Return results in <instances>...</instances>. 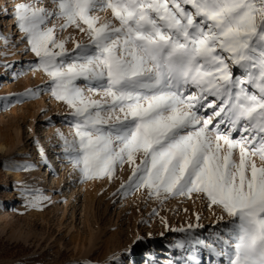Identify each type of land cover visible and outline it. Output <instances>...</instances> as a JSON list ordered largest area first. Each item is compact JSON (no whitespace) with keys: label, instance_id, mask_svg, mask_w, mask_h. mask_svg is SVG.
Returning a JSON list of instances; mask_svg holds the SVG:
<instances>
[{"label":"snow or ice","instance_id":"6c2138e0","mask_svg":"<svg viewBox=\"0 0 264 264\" xmlns=\"http://www.w3.org/2000/svg\"><path fill=\"white\" fill-rule=\"evenodd\" d=\"M51 3H16L12 18L37 58L30 70L48 77L24 97L46 88L69 109L72 138L60 135L67 161L85 180H111L127 165L121 190L196 193L220 210L209 237L196 232L198 215L170 229L185 233L175 248L186 258L169 264H203L202 255L208 264H264V0ZM107 10L110 19L94 15ZM54 18L87 42L69 37V52L56 25L47 27ZM19 194L29 206L45 199Z\"/></svg>","mask_w":264,"mask_h":264},{"label":"rangeland","instance_id":"374dc122","mask_svg":"<svg viewBox=\"0 0 264 264\" xmlns=\"http://www.w3.org/2000/svg\"><path fill=\"white\" fill-rule=\"evenodd\" d=\"M20 2L28 0H0V37L7 38V43L0 39V264H169L185 259L186 254L175 248L185 233L170 229L195 224L198 215L203 227L196 232L209 237L222 213L196 193L165 199L149 196L146 189L121 190L131 174L127 165L117 166L111 180L82 178L63 155L60 135L72 138L67 105L46 88L24 97L27 90L46 85L48 77L30 70L29 62L37 58L25 51L26 42H20L12 18ZM42 6L54 8L51 0H42ZM94 15L101 21L111 18L110 10ZM61 23L54 18L47 27L56 25V38L67 39L69 52L74 47L69 37L87 42L75 28L61 31ZM15 158L28 164L12 174L6 162ZM21 188L45 199L29 206L19 194ZM229 219L225 215L219 225ZM208 259L202 255L203 264Z\"/></svg>","mask_w":264,"mask_h":264},{"label":"bare ground","instance_id":"6f19581e","mask_svg":"<svg viewBox=\"0 0 264 264\" xmlns=\"http://www.w3.org/2000/svg\"><path fill=\"white\" fill-rule=\"evenodd\" d=\"M13 57V56H12ZM15 57V56H14ZM14 57L12 58V59H14ZM12 61V60H11ZM44 144V143H43ZM42 144V145H43ZM41 145V146H42ZM40 146V145H39ZM47 148H48V146H47ZM47 148H45V149H47ZM48 149H50V148H48ZM47 149V150H48ZM51 150V149H50ZM50 150H48V151H50ZM44 152H45V150H44ZM47 152V151H46ZM49 153V152H48ZM34 156V155H33ZM47 156H48V154H47ZM49 156H50V154H49ZM53 158H56L55 156L53 157ZM52 158V159H53ZM34 159H35V157H34ZM37 159V158H36ZM50 160V159H49ZM51 161V160H50ZM53 161V160H52ZM31 162V161H30ZM54 162V161H53ZM57 162V161H56ZM52 163V162H51ZM28 164V162L25 160V159H23V158H15L14 160H12L11 162H6V166H7V169L8 170H12V174H13V171L16 173V172H18V171H20V170H22L23 168H25L26 167V165ZM52 165L54 166V163H52ZM55 165H56V163H55ZM58 166V165H57ZM11 173V172H10Z\"/></svg>","mask_w":264,"mask_h":264}]
</instances>
